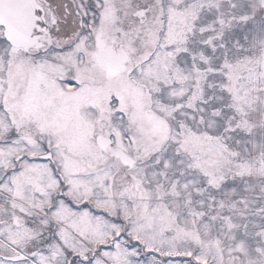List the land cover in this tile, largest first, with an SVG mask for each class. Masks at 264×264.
<instances>
[{"label":"snow or ice","instance_id":"6c2138e0","mask_svg":"<svg viewBox=\"0 0 264 264\" xmlns=\"http://www.w3.org/2000/svg\"><path fill=\"white\" fill-rule=\"evenodd\" d=\"M0 264H264V0H0Z\"/></svg>","mask_w":264,"mask_h":264}]
</instances>
